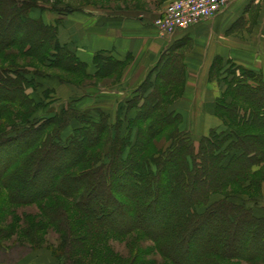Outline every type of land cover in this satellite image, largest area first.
<instances>
[{
    "label": "rangeland",
    "instance_id": "rangeland-1",
    "mask_svg": "<svg viewBox=\"0 0 264 264\" xmlns=\"http://www.w3.org/2000/svg\"><path fill=\"white\" fill-rule=\"evenodd\" d=\"M23 1L34 3L35 8L31 10V13L35 12L46 19L45 22L41 19L37 20H41L51 28L50 36L54 37L52 43L58 44L69 54V57H73L75 65L72 62L68 64V61L61 63L57 51L48 54L44 49L37 55L23 53L29 48L25 50L23 46H14L15 42L21 43L24 39V37H17L16 28L10 30L11 34L7 38L5 32L2 33V36L0 34L1 38L12 42L8 49L0 54V69H8L12 73L17 71L25 76L30 84L24 88V93L33 103L30 102V105L24 106L17 117L13 110L7 108L8 104L4 105L0 102V133L27 121L32 116L35 120L50 119V122L55 121L58 124L59 122L63 124L71 115L68 113L75 114L77 111L96 122L97 125H102L103 117L107 115L105 119L110 128L98 145L89 150L87 156L88 161L91 159L98 161L103 158V163L107 164L109 158L104 155H107L112 142H114L116 128L120 127L121 137H125L132 121H135L136 126L131 132L133 142L137 140L139 129L142 130L144 138L149 140V148L145 157H149L152 152L170 151L169 148L175 145L176 136L185 137L198 152L204 143L213 138L214 133L225 135L230 134L234 129L238 130L234 128L228 118L224 117L222 112L226 107L239 102L241 107L248 109L242 101L237 103L233 99L232 87L227 84L228 81L234 79L233 76L239 77L242 72L228 67L221 73L219 57L208 67L212 54L210 46L203 48V44L200 43L196 45V50L195 48L189 49L187 38L174 41V38L169 39L160 34L163 39L161 40L167 46H171L158 57L159 59L152 69H146V71L150 70L146 76L135 71L133 63H136L137 59L133 54H128L125 60L99 54L98 62L100 61L103 66L101 69L97 66L96 57L94 61L95 74H91L89 65L77 57L74 47L77 37H80V43H82L85 39L100 36L101 28L121 23L118 19L113 18L115 15L126 12H140V15L144 16L143 12L148 11V15L151 17L148 20L154 26V21L167 9L169 5H167V0L151 5L142 0L133 2L127 0ZM130 5L133 8H130ZM64 21L85 28L79 34H75L73 31L72 35L68 37L69 45L62 46L59 40V30ZM30 28L26 25L21 31L24 33ZM154 28L156 29L155 26ZM134 33H136L134 30L130 34L124 33L121 29L119 31L122 37L120 40L126 39L127 37L124 36ZM112 35L117 34L113 33ZM105 36L107 33L103 38H106ZM152 57H150V61L154 63L157 58L154 56L152 59ZM78 62L84 66H77ZM153 63H149V65ZM188 63H192L194 67L188 69ZM75 67L77 68L75 69ZM250 83L252 82L250 81ZM158 89L162 90V105L153 113L152 110L150 113L149 111L144 112L145 109L140 112V106H137L139 98H148ZM11 106L16 108V105ZM147 106L145 105V108ZM67 110V115L64 117L63 114ZM149 116L152 117L149 118ZM161 119L167 125L166 128L162 129L163 125L161 124L156 125ZM69 126L63 137H67V135L69 137L74 129L80 127L74 120ZM60 130V127L52 126L48 133L57 135ZM21 152L17 151L16 157H13L7 169L8 176L5 179L12 182L13 185L15 183L11 178L17 176L20 168H25L22 167V162L27 161H25V157L17 159ZM237 155H240L239 151H233L227 155L224 160L225 166L230 164L233 157ZM77 158L76 155L74 159ZM191 165L193 166L192 162ZM84 167L79 166L68 171V176L75 179L79 177V180L82 181L75 184L70 183L75 192L80 190L82 185L85 186V177H83L85 172L81 171ZM152 168L155 172L158 170L156 165H152ZM254 173L255 180L261 182L259 187L252 185L249 188L248 186L247 188L228 187L225 191L222 190L211 195L209 205L228 198L236 205H243L253 210L255 215L263 219L264 164L256 167ZM41 177L43 181L51 178L48 173H45V175L41 174L38 181L41 180ZM47 183L49 182L46 181L45 184ZM248 184L250 183L247 182ZM117 189L119 188L117 187ZM35 190L31 189L30 193L27 189L16 187L11 191L0 183V245L8 249L7 252L0 253V264H4L2 262L7 260L10 263L17 260L16 264H172L160 255L155 242L144 238L138 232L128 236H105L92 241L88 240L92 236H87L86 230L88 227L92 230L93 224L81 214L80 206L75 198L55 195L39 203L19 201V196L27 200L26 198L31 197ZM120 190V194L114 198L120 205L126 207L128 205L126 193ZM82 191H85V188L84 190L82 188ZM10 195L15 196L16 200L13 201ZM102 197L103 199L107 197L106 193H102ZM106 204L109 205L108 202ZM109 206L113 208V205ZM206 210L207 208L204 207L198 209V212L202 214ZM121 221L123 220L121 219ZM224 264L248 263L227 262Z\"/></svg>",
    "mask_w": 264,
    "mask_h": 264
},
{
    "label": "trees",
    "instance_id": "trees-1",
    "mask_svg": "<svg viewBox=\"0 0 264 264\" xmlns=\"http://www.w3.org/2000/svg\"><path fill=\"white\" fill-rule=\"evenodd\" d=\"M33 8L34 3L29 1L0 0L1 36L5 32L6 38L9 37L10 30L16 28L17 37L24 39L21 43L15 42L14 46H23L25 50L29 48L23 53L37 55L44 49L48 54L57 51L61 63L68 61V64L72 62L75 65L73 57H69L61 46L52 43L51 28L30 17ZM26 25L31 28L22 33ZM1 36L0 54L12 43ZM98 59L99 56L97 66L101 69L103 65ZM76 65L84 66L79 62ZM239 71L242 74L233 76L234 79L227 84L232 87L233 99L237 103L242 101L248 109L241 107L239 102L222 112L238 130L225 135L214 133L213 138L204 143L198 152L185 137L176 136L170 151L152 152L145 157L149 140L139 129L137 140L133 142L131 132L136 126L132 121L125 137H121L120 127L116 128L114 142L111 144L109 141L110 150L104 155L109 158L107 164L103 163V158L88 161L89 150L98 145L110 128L105 119L107 115L103 117L102 125L77 111L75 114L68 113L73 116L67 117L63 124L50 122V119L35 120L32 116L0 133V183L11 191L16 187L27 189L30 193L31 189H41L35 190L27 200L18 197L19 201L28 203H39L55 195L75 198L81 214L93 224L92 230L89 227L86 230L87 236H92L88 239L90 241L138 232L155 242L160 255L172 264H264V218L228 198L209 205L211 195L228 187L261 185L253 175L256 173L254 169L264 164V78L243 68ZM27 84L30 83L22 73L0 69V102L8 104L7 108L13 110L17 117L24 106L32 103L24 93ZM161 91L158 89L148 98H139L137 106H140V112L144 109L149 113L150 110L152 113L158 110L163 102ZM11 105H16V108ZM145 105H148L147 108ZM67 112H64V117ZM72 120L80 127L74 129L69 137H63ZM158 124L163 125L162 129L167 127L162 119L158 120ZM52 126L61 128L57 135L48 133ZM17 151H22L17 159L25 157L27 161L22 162L25 168H20L17 176L11 178L15 183L13 185L5 178L8 176V165ZM233 151H239L240 155L233 157L225 166V158ZM76 155L78 158L74 159ZM152 165L158 167L156 172ZM79 166H85L81 170L85 172V186H81L85 191L81 192L80 188L75 192L70 183L82 181L67 174L69 169ZM45 173L51 176L50 180H46L47 184L42 177L38 181ZM247 182L250 184L247 185ZM117 187L126 193V207L114 198L120 194ZM44 188L46 190L43 191ZM102 193H106L107 197L103 199ZM10 197L16 200L15 196ZM204 207L207 210L200 214L198 209ZM5 251H8L7 247L0 245V253ZM17 262L7 260L2 263Z\"/></svg>",
    "mask_w": 264,
    "mask_h": 264
},
{
    "label": "crops",
    "instance_id": "crops-1",
    "mask_svg": "<svg viewBox=\"0 0 264 264\" xmlns=\"http://www.w3.org/2000/svg\"><path fill=\"white\" fill-rule=\"evenodd\" d=\"M142 1L151 5L152 3H161L163 0ZM173 1L175 0H167V5ZM130 8L133 7L130 5ZM143 13L144 16L140 15V12L115 15L113 18L121 22L119 25L101 28L100 36L85 39L82 43H80V37H77L74 45L77 57L89 65L91 74L96 72L94 61L99 54L106 57L113 56L118 60H125L128 54H133L137 59V62L133 63L135 71H138L139 74L143 73L144 76L148 74L150 70L146 71V69H152L157 63L158 57L171 45L167 46L162 41L160 33L148 20V18L151 19L148 15L149 12ZM31 17L36 20H46L35 12L31 13ZM84 28L75 25V23L64 21L59 30L61 45H69V35L71 36L73 31L75 34H79L84 31ZM121 29L124 33L130 34L133 33V30L136 33L130 36L126 35L124 36L127 37L126 39L120 40L122 38L119 34ZM106 33V38H103ZM113 33L117 35H112ZM171 38H174V41L187 38L189 49L195 48L196 50V45L200 43L203 44V48L210 46L212 54L208 67L219 57L221 73L228 67L237 70L244 68L264 78V0H232L230 7L214 19L179 31L169 39ZM154 56L157 59L153 63L150 61V57L154 59ZM149 63L153 64L150 66ZM193 67L192 63H188V69ZM143 69L144 71H142Z\"/></svg>",
    "mask_w": 264,
    "mask_h": 264
},
{
    "label": "built area",
    "instance_id": "built-area-1",
    "mask_svg": "<svg viewBox=\"0 0 264 264\" xmlns=\"http://www.w3.org/2000/svg\"><path fill=\"white\" fill-rule=\"evenodd\" d=\"M232 0H175L154 21L161 35L170 38L200 22L211 20L227 10Z\"/></svg>",
    "mask_w": 264,
    "mask_h": 264
}]
</instances>
